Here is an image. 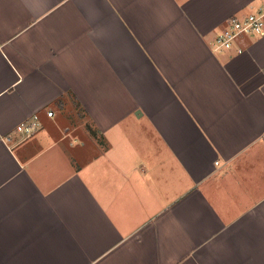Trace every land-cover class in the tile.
I'll use <instances>...</instances> for the list:
<instances>
[{"label": "crops", "instance_id": "1", "mask_svg": "<svg viewBox=\"0 0 264 264\" xmlns=\"http://www.w3.org/2000/svg\"><path fill=\"white\" fill-rule=\"evenodd\" d=\"M263 1L0 0V264H264Z\"/></svg>", "mask_w": 264, "mask_h": 264}, {"label": "built area", "instance_id": "2", "mask_svg": "<svg viewBox=\"0 0 264 264\" xmlns=\"http://www.w3.org/2000/svg\"><path fill=\"white\" fill-rule=\"evenodd\" d=\"M264 35V1L257 9L244 17L229 19L225 27L215 37L212 47L215 52H225L234 48L235 44L246 37H262ZM241 53V49H237ZM52 112H47L52 117ZM39 128V119L33 116L31 119L20 123L16 132L23 138H30Z\"/></svg>", "mask_w": 264, "mask_h": 264}]
</instances>
